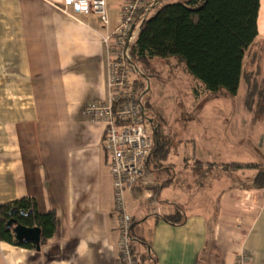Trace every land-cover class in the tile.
<instances>
[{"label": "crops", "instance_id": "0c3cea01", "mask_svg": "<svg viewBox=\"0 0 264 264\" xmlns=\"http://www.w3.org/2000/svg\"><path fill=\"white\" fill-rule=\"evenodd\" d=\"M114 1L107 0L110 32L128 0ZM63 6L64 0H0V207L33 199L39 213L58 219L39 251L0 242V264H120L104 126L83 115L87 103L108 96L106 30L97 17L69 11L72 17ZM258 38L244 62L256 70L261 47V61L264 54ZM197 137L168 134L160 163L154 142L145 173L127 195L135 256L140 264H236L246 253L250 264H264V189L254 186L264 166L240 170L249 175L227 170L236 183L225 186L219 167L199 183L197 162L219 165L215 150L205 151ZM250 146L264 158V124L252 131ZM211 178L217 183L206 190ZM178 211L182 224L162 219Z\"/></svg>", "mask_w": 264, "mask_h": 264}, {"label": "trees", "instance_id": "16d2710c", "mask_svg": "<svg viewBox=\"0 0 264 264\" xmlns=\"http://www.w3.org/2000/svg\"><path fill=\"white\" fill-rule=\"evenodd\" d=\"M159 3L158 0L150 1L149 9L141 12L127 45L130 71L133 75L139 74L136 75L137 81L133 84V89L139 94L143 107L146 109L147 104L143 101L148 95L149 87L140 80L142 76L145 80L147 78L140 74L139 65L148 66L154 59L176 58L185 64L187 71L201 83L207 94L217 95L226 91L229 96L236 97L244 81L247 85L246 107L250 109L258 92L256 86L259 71H244V62L247 53L256 47L261 0H185L179 3ZM151 11L153 15L149 16ZM262 51L261 47L258 60ZM143 82L147 86L144 90ZM261 84H264V78ZM148 120L151 121L150 118ZM156 138H153V142L158 144L156 155H162L160 163L165 158L164 146ZM151 157L152 154L147 163H150ZM197 165L202 168L198 180L219 167L199 162ZM260 167L257 164L241 163L222 165L223 169L231 171L259 170ZM254 186L264 189V170L257 173ZM162 219L174 226L184 222L181 211ZM11 220H16L27 228H40L42 244L57 232L56 213H39L33 199L24 198L0 207V242L35 249V246L19 243L15 239L13 231L7 227Z\"/></svg>", "mask_w": 264, "mask_h": 264}, {"label": "rangeland", "instance_id": "374dc122", "mask_svg": "<svg viewBox=\"0 0 264 264\" xmlns=\"http://www.w3.org/2000/svg\"><path fill=\"white\" fill-rule=\"evenodd\" d=\"M184 1L158 0L159 4ZM258 29L260 37L258 42L261 41V46H264V2L260 21H258ZM260 58L257 68L259 71L256 86L258 92H256L254 104L250 109L246 107L247 85L244 81H242L236 97L229 96L226 91L219 92L217 95H210L204 92L201 83L187 71L185 64L176 58L154 59L150 61L148 66L139 65L140 74H144L147 79L145 80L143 76L142 78L139 77L149 87L148 95L143 101L147 104L145 111L148 117L154 119L152 128L153 132L156 130V137L159 138V142L167 144L169 142L168 134L185 137L196 132L205 151L215 150L216 154L213 160H216L215 162L220 169L218 167L209 172L219 169V173L225 179L228 177V180L222 182L224 186L234 184L236 181L235 178H232L235 174L232 177L228 176L227 173L229 172L222 168L223 163H257L261 167L264 166L263 156L259 154L258 150L250 146L252 131L255 127L264 124V84H261L264 78V54L263 61ZM244 69L255 71L256 67L248 68L244 65ZM133 77V74L130 75L132 83H135L136 78L134 80ZM144 82V85L141 84L143 90L147 87ZM196 111H202L203 114L196 115L194 114ZM213 111L229 112H225L227 113L225 115H215ZM246 111H252V113L249 114ZM251 119H254V123H250ZM185 120H193V123H186L188 128H184L182 124ZM164 138L165 141H163ZM162 168L163 165L159 164L157 170L161 171ZM197 169L199 177L202 168L198 166ZM248 172L239 171V173H246V175H249ZM202 180L199 179L198 182L200 183ZM214 182L217 183L215 179H209L205 189L207 190ZM204 193L208 194V192Z\"/></svg>", "mask_w": 264, "mask_h": 264}, {"label": "built area", "instance_id": "2783aa9c", "mask_svg": "<svg viewBox=\"0 0 264 264\" xmlns=\"http://www.w3.org/2000/svg\"><path fill=\"white\" fill-rule=\"evenodd\" d=\"M150 1L128 0L113 32L108 31L107 0H64L62 8L66 14L71 11L73 15L95 16L106 30L103 43L107 50L108 96L106 100L87 103L83 115L89 122L104 126L103 150L113 180L120 264H140L133 250L134 222L128 213L127 195L145 173L154 149L153 124L133 89L127 62L128 39L134 23ZM236 264H250L249 256L242 253Z\"/></svg>", "mask_w": 264, "mask_h": 264}, {"label": "water", "instance_id": "95a60500", "mask_svg": "<svg viewBox=\"0 0 264 264\" xmlns=\"http://www.w3.org/2000/svg\"><path fill=\"white\" fill-rule=\"evenodd\" d=\"M7 227L13 231L15 239L19 243L31 244L37 251L41 249L42 233L40 228H27L18 224L16 220H11Z\"/></svg>", "mask_w": 264, "mask_h": 264}]
</instances>
